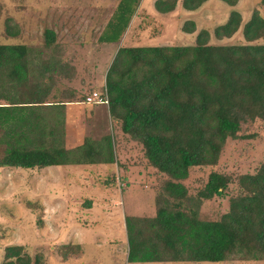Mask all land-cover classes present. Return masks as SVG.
Wrapping results in <instances>:
<instances>
[{"label": "trees", "instance_id": "1", "mask_svg": "<svg viewBox=\"0 0 264 264\" xmlns=\"http://www.w3.org/2000/svg\"><path fill=\"white\" fill-rule=\"evenodd\" d=\"M140 0H119L99 43H119ZM207 0H181L195 10ZM235 6L238 0H222ZM178 0H154L160 13L174 10ZM264 6V0H260ZM5 34L20 28L5 18ZM241 28L244 42L217 44ZM185 20L182 30L194 32ZM44 49L25 43H0V167L25 170L52 165L120 164L115 139L85 136L82 144L65 145V102H84L93 91L105 93L110 119L121 132L141 143L149 165L165 175L156 190L155 213L125 215L128 262H215L264 260V161L254 173L227 174L212 170L196 195L183 181L191 167L218 163L227 138H238L250 117L264 121V14L253 9L247 20L231 9L213 29L201 28L187 45L125 46L115 50L102 90L77 97L68 62L61 59L55 31L45 30ZM211 39V40H210ZM261 40V41H259ZM54 44V45H53ZM56 98L55 101L51 100ZM59 98V99H58ZM63 98H68L67 100ZM124 187L127 178H123ZM228 210L217 220L202 219L203 200L227 195ZM79 243L56 247L61 262L76 258ZM42 251L31 255L25 246L2 249L1 264H45Z\"/></svg>", "mask_w": 264, "mask_h": 264}, {"label": "rangeland", "instance_id": "2", "mask_svg": "<svg viewBox=\"0 0 264 264\" xmlns=\"http://www.w3.org/2000/svg\"><path fill=\"white\" fill-rule=\"evenodd\" d=\"M118 1L0 0V43H25L44 49L45 30L51 29L55 31L54 44L61 51V59L72 66L70 84L66 81L62 84L75 88L77 97L84 96L90 88L102 90L104 72L113 56L115 44L102 46L97 36ZM141 4L147 12L154 11L153 0H142ZM255 8L264 14L260 0H238L235 7L222 0H207L197 10H183L181 17L172 12L163 15L160 22L153 16L144 22L162 23L163 30L157 35L143 34L139 44H191L195 33L182 30L185 19L196 21L198 29L206 28L213 32L216 24L223 22L231 9H237L242 19L247 20ZM6 17H11L20 28L18 36L5 34ZM152 27L158 29L156 25ZM210 42L244 41L240 28L231 38L216 39L212 35ZM48 54L49 49H44V56ZM87 115L81 113L77 122H68L66 132L71 145L88 134V129L82 131L76 125L83 123L89 117ZM98 116L100 121L104 120L101 113ZM109 124L105 117L104 124L90 134L95 139L107 133L113 135L117 159L123 167L114 163L109 166V171L86 168L85 172H80L73 165L74 168L69 169L60 167L56 173L50 170L39 179L36 176L41 174L35 171L0 167V264L2 249L10 243L24 245L31 255L42 251L46 257L45 264H264V260L128 262L124 216L153 215L156 190L166 176L148 164L141 143L123 135L119 125L113 123L110 128ZM76 131L79 133L77 136ZM238 134V138H227L215 166L190 168L189 176L183 181L189 194H197L212 170L234 174L254 173L258 169L264 161V121L250 117L241 124ZM125 177L128 183L122 190ZM235 190L236 184L230 183L226 196L203 200L199 208L200 218L219 219L228 210L229 196ZM69 243H79L80 252L76 258L61 262L55 249Z\"/></svg>", "mask_w": 264, "mask_h": 264}, {"label": "crops", "instance_id": "3", "mask_svg": "<svg viewBox=\"0 0 264 264\" xmlns=\"http://www.w3.org/2000/svg\"><path fill=\"white\" fill-rule=\"evenodd\" d=\"M141 2H142V0L139 1V4H138L134 14L132 15L126 30L124 31L120 42L119 43H112V44H115V50L120 45H125V46H157V45H142V44H139V41L143 37V34L148 35V36H152V35H157V34L161 33L162 30H163V26L164 25L162 23H160V24L152 23L151 24V23L144 22V20L146 21L150 17L153 18V16H154L155 19L160 20V22H161L162 16L165 15V14H169V13L173 12L175 16L177 15V16L181 17L180 13L183 10H187V9L182 7L181 0H178L174 10H172L171 12H168V13H160V12L156 11V9L154 8V0H153V6H152L154 11L153 12H147V10L143 8ZM231 7H235V6H231ZM197 9H195V10H197ZM188 11H194V10H188ZM146 14L149 15V16L145 17ZM185 20L194 21L193 19H185ZM243 20L245 21L246 19H243ZM184 21H183V23H184ZM183 23H182V25H183ZM194 23H195V28L196 29L194 30V32H188L190 34L191 33H195L196 34L197 31L199 30L196 21H194ZM218 24H220V23H218ZM218 24H216V25H218ZM155 25L158 26V29H156V30L153 29V27H152V26H155ZM194 37H195V35H194ZM99 44L104 46L105 44H108V43H99ZM159 45H172V44H159ZM115 50H114V52H115ZM109 64H110V61L108 62L107 66H106V70H107ZM106 70L104 72V77H103L104 78V82H105ZM104 82H103V85H104ZM63 99L67 100L68 98H63ZM51 100L55 101L56 98H53ZM81 113L85 114V116H86V113H87L88 114L87 116H89L87 119H85V121L83 123L82 122H78L76 124L77 126H79L81 128L82 131H84V129H88L87 130L88 134L85 135V136H92L93 137V135H91L90 132L93 131V129H95L97 126H101V124H104L105 117L108 118V120H109V123H110L109 127L110 128L112 127L113 123H115L116 126L119 125L118 122L113 121L112 119H110L109 113H108V109H107V105H105V104H101V103H85V102H65V145H66L67 148H72V147L78 146V145L82 144L83 141H84V137L85 136L83 135L80 140L79 139L75 140L76 143L71 145L70 144L71 141H68L69 136L67 135V132H66L67 131L66 129H67L68 122H71V121L77 122L78 121L77 118L79 117L78 115L81 114ZM99 113H101V115L104 116V120L103 121H100V117L98 116ZM84 124H85V126L83 128ZM118 127H120V126H118ZM77 134L79 135V133L76 131V136H77ZM73 165L76 166L75 170L78 168L80 170V172H85L86 168H90V170H95L97 168L98 170H102V171L103 170H107V171H109L110 170L109 166H111L112 164L106 165V164H103V163H89V162H87V163L64 164V165H56V166L52 165V166L43 167L41 169H33V170H25V169H23V170L29 171V172L30 171H32V172L35 171V172H37V174H41V175H37L36 176V178L39 179L42 175H47L49 173L48 171H50V170L51 171H55V173H56V170H60V167H64V168H68L69 169V168H74ZM64 168H62V169H64ZM148 263H166V262L155 261V262H148Z\"/></svg>", "mask_w": 264, "mask_h": 264}, {"label": "built area", "instance_id": "4", "mask_svg": "<svg viewBox=\"0 0 264 264\" xmlns=\"http://www.w3.org/2000/svg\"><path fill=\"white\" fill-rule=\"evenodd\" d=\"M85 103H101V104H108V98L106 93L101 96L100 92L93 91L89 95L85 97Z\"/></svg>", "mask_w": 264, "mask_h": 264}]
</instances>
